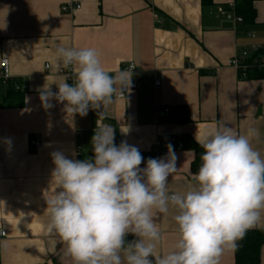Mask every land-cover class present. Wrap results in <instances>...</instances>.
I'll return each mask as SVG.
<instances>
[{
	"label": "crops",
	"instance_id": "crops-1",
	"mask_svg": "<svg viewBox=\"0 0 264 264\" xmlns=\"http://www.w3.org/2000/svg\"><path fill=\"white\" fill-rule=\"evenodd\" d=\"M246 1L0 0V59L9 60L22 85L21 90L0 86V230L7 232L0 238L6 246L0 249V264H74L46 228L44 197L55 190L50 154L88 157L97 126L112 125L114 143L126 140L136 146L144 158L141 168L148 158L165 156L170 144L177 157V171L167 184L170 194L196 185L195 135L213 125L226 123L238 135L256 129L251 145L264 158V78H241L228 65L236 52L264 46V0H251L256 13L252 22L238 20ZM69 2L81 7L65 13L62 7ZM58 47L94 49L110 74L134 62L129 75L136 88L126 90L123 98L114 96L103 117L91 109L83 117L68 116L55 100L46 107L44 86L56 92V84L65 81ZM18 95L23 96L20 106ZM162 108L169 112L160 117ZM5 138L11 139L10 150ZM174 215L170 208L157 217L162 234L158 254L178 242ZM255 229L264 232V217L249 230ZM260 252L262 264L264 244ZM235 261L234 248L222 254L219 264Z\"/></svg>",
	"mask_w": 264,
	"mask_h": 264
},
{
	"label": "clouds",
	"instance_id": "clouds-1",
	"mask_svg": "<svg viewBox=\"0 0 264 264\" xmlns=\"http://www.w3.org/2000/svg\"><path fill=\"white\" fill-rule=\"evenodd\" d=\"M56 55L71 74L56 84V92L44 86L46 107L55 100L68 116L83 117L91 109L103 117L114 96L131 88V70L110 74L92 48L58 47ZM256 136L254 128L238 135L226 123L195 135L203 149L192 177L196 185L170 194L169 177L177 171L170 144L165 156L148 158L141 168L144 158L136 146L126 140L116 145L115 128L97 126L91 157L50 154L55 190L44 197L47 231L59 238L74 264H219L222 254L264 217V158L251 145ZM3 143L10 150L11 139ZM170 208L176 211L179 239L171 251L158 254L157 217ZM129 235L134 239L128 241Z\"/></svg>",
	"mask_w": 264,
	"mask_h": 264
},
{
	"label": "built area",
	"instance_id": "built-area-1",
	"mask_svg": "<svg viewBox=\"0 0 264 264\" xmlns=\"http://www.w3.org/2000/svg\"><path fill=\"white\" fill-rule=\"evenodd\" d=\"M81 6L77 5L73 2H69L68 4H65L62 7L63 12L70 13L71 11H74L76 9H79ZM220 12H224V9L222 7L219 8ZM239 21H243V18H238ZM252 36L254 34L250 33ZM264 46H260L257 44H253L250 46V48L242 49L233 55L229 61L228 65L232 67L233 69L237 70V72L240 74L241 78L246 79L248 76L247 71L250 70L251 67L256 66L259 70L264 71V53H262ZM46 68H50V64L46 65ZM136 66L134 62H131L128 66L124 67V69H130L131 71L135 70ZM59 73L67 79L70 76V71L65 70L63 68H60ZM69 84H71V80L69 79L67 81ZM157 84H160V81H157ZM7 86V87H13L15 90H21L22 85L14 79V76L12 74L11 65L9 64V60L7 58H1L0 59V86ZM136 83L131 82V88H136ZM125 93H119L117 97L123 98L125 96ZM169 112V108H162L161 110H158V116L162 117L163 115L167 114ZM34 144L38 147H43L44 142H34ZM159 144V142H158ZM6 230L1 229L0 230V238L2 236H6Z\"/></svg>",
	"mask_w": 264,
	"mask_h": 264
},
{
	"label": "trees",
	"instance_id": "trees-1",
	"mask_svg": "<svg viewBox=\"0 0 264 264\" xmlns=\"http://www.w3.org/2000/svg\"><path fill=\"white\" fill-rule=\"evenodd\" d=\"M212 0H203L204 4H210ZM240 4V3H239ZM239 8V5L237 6ZM243 19H246L248 22H252L255 20V9L253 7L252 1H246V5L243 6ZM262 53H264V48L262 50ZM248 76L246 79L251 78H264V71L259 70L256 68V66H253L250 68V70L247 71ZM13 90V89H12ZM11 90V91H12ZM15 91V90H14ZM20 92V91H18ZM20 94V93H17ZM17 105L23 104V96L18 95L16 98ZM120 142L115 143L116 145H119ZM196 154L195 158L192 162V174L195 175L198 173L199 166L201 164L200 156L203 153V149L200 146H197L196 148ZM93 154L89 155L88 157H91ZM88 157H85L84 159H87ZM79 160H82V158H79ZM264 244V232L260 229L255 230H247L246 233L243 235L242 238L238 239L236 241L235 246V253H236V261L235 264H260V255H261V248Z\"/></svg>",
	"mask_w": 264,
	"mask_h": 264
}]
</instances>
